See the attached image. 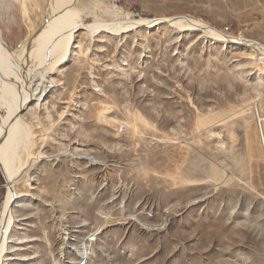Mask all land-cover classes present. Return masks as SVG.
<instances>
[{"label": "rangeland", "instance_id": "374dc122", "mask_svg": "<svg viewBox=\"0 0 264 264\" xmlns=\"http://www.w3.org/2000/svg\"><path fill=\"white\" fill-rule=\"evenodd\" d=\"M97 1L144 18L200 19L264 45V27H243L223 8ZM59 3L0 0L4 40L30 68L37 59L28 45L49 4ZM85 33L79 30L76 42L86 50L74 49L52 73L57 85L46 95L40 89L42 103L34 99L22 112L15 180L27 195L16 208L15 233L24 242L8 264H75L80 245L89 249L85 264H264V158L255 114L264 86L249 65L251 50L167 23L122 35ZM6 115L0 108V120ZM6 184L0 170V210Z\"/></svg>", "mask_w": 264, "mask_h": 264}, {"label": "bare ground", "instance_id": "6f19581e", "mask_svg": "<svg viewBox=\"0 0 264 264\" xmlns=\"http://www.w3.org/2000/svg\"><path fill=\"white\" fill-rule=\"evenodd\" d=\"M72 2L73 0H60L59 6L54 8L49 4L46 22L39 28L34 41L28 45L26 51L28 55L32 51L36 53L34 68L27 66V62L18 60L16 55L10 52L0 30V108L7 109V115L0 120V168L7 180V194L0 210V264H8L9 261L19 259L12 256L18 255V245L24 242V237L15 233L19 221L15 218L16 208L21 206L20 199L27 195L26 190H18V180H15V163L23 128L22 112L31 109L30 105L34 99H37L39 104L42 103L40 100L42 97L38 99L40 89L43 92L41 95H46L57 85L52 73L70 56L76 54L74 49L79 48L81 52L86 50L81 42H76L79 30H85V34L92 38L102 37L103 33L122 35L141 26L151 28L162 23L180 28L181 31H200L212 39L240 44L244 49H250L247 54L249 65L257 68L259 84L264 86V46L256 44L253 40L223 33L200 19L183 15L150 19L138 13L127 12L118 5L111 7L105 5L106 7L102 8L104 4L102 1H97L93 5L83 4L80 7L72 6ZM96 10L103 11L105 16H99ZM85 12L94 15L93 22H84L82 16ZM259 109L264 111V106ZM220 163L229 166L225 161ZM221 183L225 182L219 181L216 185ZM74 249L81 258L75 264H85L88 247L80 245Z\"/></svg>", "mask_w": 264, "mask_h": 264}, {"label": "crops", "instance_id": "0c3cea01", "mask_svg": "<svg viewBox=\"0 0 264 264\" xmlns=\"http://www.w3.org/2000/svg\"><path fill=\"white\" fill-rule=\"evenodd\" d=\"M180 1V0H178ZM196 6H208L210 10L225 9L238 18L247 28L264 27V0H185Z\"/></svg>", "mask_w": 264, "mask_h": 264}, {"label": "built area", "instance_id": "2783aa9c", "mask_svg": "<svg viewBox=\"0 0 264 264\" xmlns=\"http://www.w3.org/2000/svg\"><path fill=\"white\" fill-rule=\"evenodd\" d=\"M256 44L260 46H264L258 42H255ZM264 99V96H263ZM255 114L257 119V128H258V134L261 141L262 149H263V158H264V111L262 109H259V106L255 107ZM128 126L126 124L121 125L122 131H127ZM96 237L94 235H90L87 238V241H95Z\"/></svg>", "mask_w": 264, "mask_h": 264}, {"label": "water", "instance_id": "95a60500", "mask_svg": "<svg viewBox=\"0 0 264 264\" xmlns=\"http://www.w3.org/2000/svg\"><path fill=\"white\" fill-rule=\"evenodd\" d=\"M49 9V8H48ZM0 170H1V168H0Z\"/></svg>", "mask_w": 264, "mask_h": 264}]
</instances>
